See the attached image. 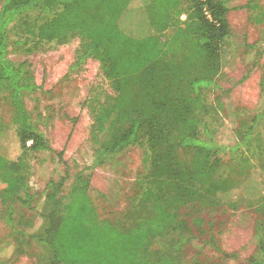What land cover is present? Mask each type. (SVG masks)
<instances>
[{
  "label": "rangeland",
  "instance_id": "374dc122",
  "mask_svg": "<svg viewBox=\"0 0 264 264\" xmlns=\"http://www.w3.org/2000/svg\"><path fill=\"white\" fill-rule=\"evenodd\" d=\"M214 1H224L229 8V33L221 49L224 67L216 71L215 65L192 59L188 47L175 40L155 67L154 78L140 73L115 83L92 58L72 68L78 39L58 44L27 36L23 21L37 25L52 14L32 11L7 25V56L16 66L25 64L24 73L34 88L23 91V100L51 151L24 156L32 198L28 208L12 198L0 199V249L11 257L4 264H44V247L27 234L38 232L45 224L47 183L59 180L66 169L71 176L61 193L65 195L74 174L82 172L90 179L89 195L102 219L115 221L131 210L147 188L158 192L163 204L187 220L195 235L179 250L180 264H254L249 259L257 254L256 224L261 218L257 207L264 200V93L260 87L264 0ZM188 9L189 0H181L176 16L184 20ZM175 30V26L169 27L163 39L170 41ZM206 77H212L213 85L203 89L201 103L208 112H196L200 119L197 131L201 139L217 146L204 148L200 154V159L207 154L209 160L203 166V177H192L186 183L196 189L191 195L180 197L174 184L178 176L185 181L194 174L185 165L197 155L193 149L175 144L182 128L173 129L160 145L149 140L146 128L138 143L94 165L97 145L106 134L92 135L94 116L102 106H117L112 120L116 132L137 115L148 117L144 106L149 99L181 98L189 94V81ZM157 114L164 115L163 111ZM11 116L10 93L0 84V129L10 128L2 142L16 156L19 148ZM244 136L246 142L237 147ZM155 157L158 163L154 166ZM2 181L0 173V192ZM18 232L26 233L27 242L12 255L15 238L21 237ZM168 245L165 237L155 240L153 247L166 249Z\"/></svg>",
  "mask_w": 264,
  "mask_h": 264
},
{
  "label": "trees",
  "instance_id": "16d2710c",
  "mask_svg": "<svg viewBox=\"0 0 264 264\" xmlns=\"http://www.w3.org/2000/svg\"><path fill=\"white\" fill-rule=\"evenodd\" d=\"M0 2V84L10 93L11 128L19 148V153L11 156L10 147L2 142L6 134H10V128L0 129V173L3 179L0 199L12 198L27 208L32 198L24 172V156L28 152L51 151V147L32 120L23 100V91L34 88L31 78L24 73L25 64L16 66L7 56L9 42L6 28L10 22L32 11L52 14L37 25L23 21L22 27L27 36L58 44L78 39L80 45L72 68L92 58L99 62L106 77L113 83L140 73L154 78L155 67L164 60L166 49L175 40L188 47V55L192 59L213 64L216 71L225 66L221 49L229 33L226 18L229 8L224 1L189 0L184 20L176 16L181 0ZM172 26L176 28L172 39H163L164 32ZM211 85L212 77L195 78L188 83V95L174 100L149 99L144 106L145 111L150 113L148 117L142 119L137 115L128 126L116 132L112 130V120L117 106H102L94 116L92 135L106 134L97 145L94 165H101L138 143L146 128L149 140L155 145L162 144L173 129L182 128L178 138L173 139L175 144L193 149L199 157L196 155L189 165H185L190 166L189 173L194 174L187 175L185 181L180 179V175L174 184L181 191L180 197L191 195L196 189L186 186V183L192 177H203V166L209 160L207 154L200 159V154L204 148L217 146L201 139L197 131L200 119L196 112H208L201 102L203 89ZM260 87L264 93V71ZM160 111L164 115L157 114ZM240 140L237 147L246 142V136L240 137ZM58 156L62 159V151L58 152ZM168 156L174 161L171 154ZM152 162L155 166L158 159L155 157ZM180 168L181 165L177 169L179 174ZM70 176L66 169L59 180H49L46 193L48 206L42 213L45 224L38 232L27 234L46 250V255L45 250L43 253L44 264H180L179 250L195 235L187 220L163 204L158 192L152 188L145 189L131 210L112 221L99 217L89 195L90 179L82 172H76L65 195L61 193ZM193 185L197 188L195 182ZM257 210L261 216L256 224L257 254L249 262L264 264V200ZM18 233L21 237L15 238L12 255L19 251L23 242H27L26 233ZM165 237L169 239L168 248L153 247L155 240ZM9 256L0 249V264L9 260Z\"/></svg>",
  "mask_w": 264,
  "mask_h": 264
}]
</instances>
